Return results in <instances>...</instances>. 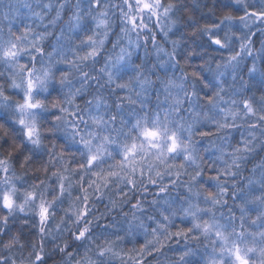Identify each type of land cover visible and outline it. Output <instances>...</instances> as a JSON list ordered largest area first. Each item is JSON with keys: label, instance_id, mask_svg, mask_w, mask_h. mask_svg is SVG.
<instances>
[{"label": "clouds", "instance_id": "obj_1", "mask_svg": "<svg viewBox=\"0 0 264 264\" xmlns=\"http://www.w3.org/2000/svg\"><path fill=\"white\" fill-rule=\"evenodd\" d=\"M0 264H264V0H0Z\"/></svg>", "mask_w": 264, "mask_h": 264}]
</instances>
